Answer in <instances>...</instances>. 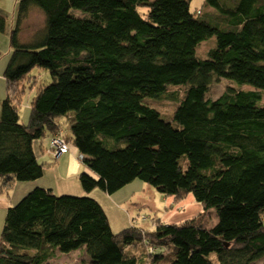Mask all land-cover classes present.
Returning a JSON list of instances; mask_svg holds the SVG:
<instances>
[{
  "label": "trees",
  "instance_id": "1",
  "mask_svg": "<svg viewBox=\"0 0 264 264\" xmlns=\"http://www.w3.org/2000/svg\"><path fill=\"white\" fill-rule=\"evenodd\" d=\"M191 2L17 0L0 102V192L41 185L5 208L0 264H52L56 252L75 251L82 264H264V0H203L194 10ZM34 11L42 22L26 37ZM207 39L214 45L201 58ZM220 80L228 84L210 97ZM155 101L173 109L163 115ZM52 139L65 146L57 157ZM72 156L81 196L41 180L47 168L66 171ZM135 179L173 203L191 193L214 221L201 222L200 211L182 223L150 216L145 226L138 212L113 232L89 193Z\"/></svg>",
  "mask_w": 264,
  "mask_h": 264
},
{
  "label": "rangeland",
  "instance_id": "2",
  "mask_svg": "<svg viewBox=\"0 0 264 264\" xmlns=\"http://www.w3.org/2000/svg\"><path fill=\"white\" fill-rule=\"evenodd\" d=\"M196 4H199V6H195ZM190 7L193 10L197 8L203 9V0H192ZM15 8L16 6L15 4H13L12 0H0V12H2L3 16L6 17L8 25V28L6 30H4L3 32L0 31V102L6 96L7 92L6 80L5 78H3V71L11 54L8 34L10 31L13 9L15 10ZM72 11L76 16L86 17L88 15V12H84L78 9H72ZM41 20L42 17L39 11L32 12L31 17L29 16V21L24 24L23 34L25 36L28 35L31 30H33V24H35L34 26H40L42 22ZM207 40L204 41L198 48V56L201 58H205L207 54H202V51L200 50L205 48L207 51V49L213 47L214 45L213 39H210L208 41ZM38 70L41 72L40 75L44 81L49 80V76L47 74H44V70L41 71L40 69H36L37 72ZM227 84L228 83L224 80H220L219 82L212 84L209 89L210 97L218 96V94L223 91L224 87ZM32 95L33 92L26 89L24 92V96L22 97L19 111L20 116L23 120H26L28 118L30 112L29 102ZM148 102L150 103V101ZM152 104H156L155 106H157L163 112V115H168L167 113H170L174 106L171 101H165V103H156L155 101ZM52 144L54 143L52 142ZM53 147L54 146H52V148ZM57 156V153L54 151V157ZM79 159H82V156H79ZM49 176H52V179L51 177L48 178ZM46 178L49 185H51L50 180L54 184V180L56 178L59 179V181L64 179L66 181L73 180L71 185H73L74 187L64 190L61 193H68L79 196L85 194L77 178V174L67 173L66 171L60 172L56 167H54L47 168V171L45 172L41 180ZM28 183H33V181H29ZM36 184L41 185V183L39 182H36L35 185ZM54 191L56 193L58 192L56 189H54ZM16 194L17 191L15 188L14 194L11 196L12 200L16 196ZM1 195H4V197H6V195L3 193ZM89 196L96 199L106 210L105 212L108 216L109 224L113 232L120 231L123 228L129 226V220L131 219V217H136V214L138 212L145 215L144 218H140L138 221L145 226L151 224L150 216H155V218L159 217L165 222L182 223L185 219H188L194 216V214L202 211L201 213H204L199 217V219H201V222H204L206 225H208L215 219L214 211L212 209L204 211L200 203L196 202L193 199L191 193L186 195L183 199L174 201L175 203H173L174 199L171 195H164L158 192L151 185L140 179L133 180L129 184L123 186L122 188L111 194L104 193L101 189L96 188L89 193ZM2 198L3 196L0 197V199ZM7 198L10 199L9 197ZM4 217L5 210L3 211L0 209V232L3 226ZM85 257L86 256L79 251L69 253L56 252L55 256L50 259V262L52 264H82L81 261L86 259ZM254 264H261V261H257Z\"/></svg>",
  "mask_w": 264,
  "mask_h": 264
},
{
  "label": "crops",
  "instance_id": "3",
  "mask_svg": "<svg viewBox=\"0 0 264 264\" xmlns=\"http://www.w3.org/2000/svg\"><path fill=\"white\" fill-rule=\"evenodd\" d=\"M13 4H15L16 6V2L17 0H12ZM14 6V5H13ZM14 15H15V10L13 9V14H12V19H11V23H13V19H14ZM23 120V119H22ZM25 121V120H23ZM45 146L48 145V142L46 140H43L42 142ZM34 148L37 151V146L34 145ZM77 159L74 158V156H72V158H70L69 162H68V167L66 172L67 173H72V174H77V172L79 171L81 165L76 161ZM52 179V177H51ZM54 184L52 183V181L50 180V187H53V189H56L58 192H62L64 190L67 189H71L72 187H74L73 185H71L73 180H68L66 181L64 180H60L59 179H55L54 180ZM35 183H28V182H16L13 191L10 192L9 198L4 197V195H1L2 193H0V197L3 196L2 199H0V209L1 210H5V208L14 200H17L21 195H23L24 193H26ZM16 188L17 194L16 196L13 198H11V196L14 194V190ZM19 190V192H18Z\"/></svg>",
  "mask_w": 264,
  "mask_h": 264
},
{
  "label": "built area",
  "instance_id": "4",
  "mask_svg": "<svg viewBox=\"0 0 264 264\" xmlns=\"http://www.w3.org/2000/svg\"><path fill=\"white\" fill-rule=\"evenodd\" d=\"M52 142L54 144H52ZM51 145L54 146L55 152L59 154L61 151L65 149L64 143L61 140L58 139H52L51 140Z\"/></svg>",
  "mask_w": 264,
  "mask_h": 264
},
{
  "label": "bare ground",
  "instance_id": "5",
  "mask_svg": "<svg viewBox=\"0 0 264 264\" xmlns=\"http://www.w3.org/2000/svg\"><path fill=\"white\" fill-rule=\"evenodd\" d=\"M203 42H200V44L198 45L197 49L199 48V46L202 44ZM201 51V50H200ZM49 145V144H48Z\"/></svg>",
  "mask_w": 264,
  "mask_h": 264
}]
</instances>
